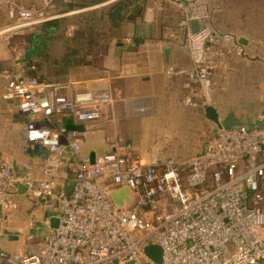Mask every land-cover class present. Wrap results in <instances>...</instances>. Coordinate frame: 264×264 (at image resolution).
I'll return each mask as SVG.
<instances>
[{
	"label": "built area",
	"instance_id": "built-area-1",
	"mask_svg": "<svg viewBox=\"0 0 264 264\" xmlns=\"http://www.w3.org/2000/svg\"><path fill=\"white\" fill-rule=\"evenodd\" d=\"M58 3L0 0V19L15 22L0 34L60 18L64 10ZM207 17L192 3L181 20L183 45L192 60L189 77L199 91H206L211 72L210 57L204 52L210 30ZM192 19L199 23L195 33ZM10 54L9 62L0 64L5 79L1 99L15 103L25 117L23 141L45 156L38 176L29 164L20 175L0 153V209L16 206L14 197L22 184L23 193L41 200L51 213L43 237L27 234L24 250L1 252V260L7 264L264 263V116L261 125L218 129L202 152L185 160L144 161L129 143L107 130L108 124L102 129L109 91L28 76L23 56ZM99 129L106 133L104 148L83 151L88 133ZM118 189H127L131 201L123 195V205L117 206L110 193ZM51 218L57 220L55 227L50 226ZM147 245L162 249L160 262L144 253Z\"/></svg>",
	"mask_w": 264,
	"mask_h": 264
},
{
	"label": "rangeland",
	"instance_id": "rangeland-1",
	"mask_svg": "<svg viewBox=\"0 0 264 264\" xmlns=\"http://www.w3.org/2000/svg\"><path fill=\"white\" fill-rule=\"evenodd\" d=\"M75 1L78 2L79 0ZM83 1L90 2L93 0ZM188 1L191 4L198 3L197 0ZM198 1L200 2L199 4L203 2L206 7L208 24L210 25L204 46V52L210 57L211 62L209 84L206 91H199L197 82L191 78L194 82L191 81V84L183 91H156L154 97L149 98L136 96L133 93L119 92L117 89L119 80L116 78L137 70V59L143 58L144 55L142 53L135 55V51L132 48L135 46L136 40L130 29L125 32V28H123L121 29V35L113 36L114 30L111 28V23L106 15L104 17L101 16V12L111 11V7L114 4L121 3V1L112 3L109 0L95 2L94 5L96 7L94 8H88V5H86L82 9L75 7L74 11L69 10V8L64 10V14L60 18L65 17L66 20L62 21L64 26H60L58 30L60 38L49 44L50 48L48 51L51 53V57L58 56L67 47L68 43L61 42V39L71 37L80 24V27L85 26L81 20L86 16H91V14L95 19L97 40L90 48L85 49L86 47L84 46V59L88 63L64 70L58 69L61 72L57 74L56 69L52 67L44 80L54 83H67L70 86L87 87L95 91H109L111 100L108 104V115L101 125L102 129L104 128L105 130L108 124L107 130L110 133H114L121 141L128 142L131 148L144 161L158 163L182 161L202 152L205 145L218 130L215 123L204 116L203 108L205 105L217 106L221 122L225 127L227 125L248 126L261 120V117L264 116V48H250L252 50L243 56L244 51L246 52L247 50L240 45L242 51H238L239 46L236 44L238 35L246 34L249 36V40L252 41L251 43H255L256 38L263 33L260 30V32L253 29L249 31L246 29L248 27L241 24L247 13L244 9H242L243 11L238 9L243 14H238L241 17L235 15L232 25L223 27V29L219 25L222 24L223 20H220L217 23L220 29L217 28L215 30L212 28V23L219 21L218 17L225 18L230 16L231 10L235 9L234 0L232 2L231 0H222L225 6L220 8V11L216 10V12L214 11L215 4L208 7L206 0ZM69 11L71 12L68 13ZM224 11L228 14L225 15ZM220 13L222 14L220 15ZM121 16L122 12L119 17ZM14 24L15 22L2 18L0 19V30ZM41 25L20 27L1 33L0 52L3 51L9 60L10 52L12 51L13 55L23 56L31 34L42 32ZM223 35H228V37L225 38ZM184 38L185 30L184 37H180L179 41L181 42V49L188 53L183 45ZM137 39L139 40V38ZM117 42L118 44L116 45L115 43ZM138 44L139 42L136 43V46ZM70 46L72 47V44ZM241 53L243 54L241 55ZM188 56H190L189 53ZM113 79L115 81L111 83ZM190 92L194 94L190 96ZM176 94L178 98L176 97L175 102H171V99ZM163 96L168 99V102L157 101ZM187 96L188 100L186 99ZM125 109L128 111H125ZM105 136L106 133L102 134L101 140L103 142ZM101 140L99 142L95 141L91 146L96 152L104 148V143ZM23 144L25 146L24 141ZM7 152L9 155L8 159L10 158L9 161L12 162L14 167L16 164L22 165L21 162L24 160H21V156L23 155L17 147L11 145ZM15 169L17 170L16 167ZM23 200L25 205L29 203L30 209L25 212L24 218L21 219L20 227L16 230L24 234L20 237L18 236V238L16 236V238L17 240L19 239L18 244H22L25 247L27 234L33 233L43 237L46 233V228L40 221L47 208L45 203L32 195ZM21 207L22 203H19V205L16 203V206L8 211L6 216L8 217L15 208L18 210ZM3 227V233L0 234L1 241L8 240L5 234L10 231L11 225L9 227L6 222ZM29 228H31V231ZM17 232L15 234L19 235L20 233ZM9 233L12 232L10 231ZM6 249L0 246V253H12Z\"/></svg>",
	"mask_w": 264,
	"mask_h": 264
},
{
	"label": "crops",
	"instance_id": "crops-1",
	"mask_svg": "<svg viewBox=\"0 0 264 264\" xmlns=\"http://www.w3.org/2000/svg\"><path fill=\"white\" fill-rule=\"evenodd\" d=\"M38 2V0H35ZM74 1V0H73ZM112 3H115L119 0H109ZM208 7L214 5V11H220V8L225 6L222 0H206ZM235 9L231 10L230 16L228 17H218L219 21L212 23V28L217 30L218 24L220 20H223L222 24H219L222 28L226 26L232 25V20H234L235 15L237 17H241L238 14L242 12L238 11L244 9L247 12L245 18L242 19L243 25H245L247 30L251 31H263L262 34L256 38L255 43H251L249 36L246 34H241L236 37V42L239 37H244L246 39V44H238L242 45V48L247 50L244 51V54L248 51L256 48H264V0H234ZM99 2V1H98ZM96 2V3H98ZM141 15L136 17L133 22L122 21V27L125 28V32L127 30L132 31V35L135 37L136 43L139 44L132 48L136 54H143L144 57L137 59V70L125 73L121 76H118L119 84L117 89L119 92H128L133 93L136 96H141L145 98L154 97V93L156 91H183L191 84V78L189 77V73L192 69L191 58L188 56V53L181 49V42L179 41L180 36V28L183 30L180 21L186 16L187 9L191 5L188 0H141ZM198 3H193L196 10H202L206 12V7L203 5V2L197 0ZM232 2V0H231ZM109 3V2H108ZM111 3V2H110ZM73 4V2H72ZM115 5V4H114ZM113 5V7H114ZM96 7L94 3H90L88 8ZM218 9H217V8ZM242 7V8H241ZM80 9L85 7H79ZM75 7H70L69 10H74ZM113 9V8H112ZM111 9V10H112ZM65 10V9H64ZM125 10V8H124ZM122 11V15L123 12ZM222 10V9H221ZM243 11V10H242ZM225 15L228 14L224 11ZM222 13H220L221 15ZM243 14V13H242ZM231 17V20H230ZM226 19V20H225ZM216 27V28H214ZM220 29V28H218ZM224 29V28H223ZM245 29V30H246ZM219 31V30H218ZM259 31V32H260ZM139 38V40L137 39ZM116 45L118 44L115 43ZM122 43H120L121 45ZM169 46V54L167 60L163 55V48L165 46ZM123 46V44H122ZM252 48V49H250ZM124 49V48H123ZM126 50V48H125ZM160 53V55H159ZM9 59L5 53L0 52V64L8 63ZM117 80V81H118ZM115 81V79L111 80V83ZM194 82V81H192ZM186 83V84H185ZM5 85V79L0 74V153L8 162V148L9 146L17 147L18 150L22 153L21 160H24L22 165H15L17 168V172L20 175L24 171V164L32 165L33 172L36 176L39 175V167L42 163V157L45 156V152L39 150L35 147H28L26 144H23V136H22V125L24 122V116L18 111L15 103L11 100H2L1 92ZM193 85V83H192ZM195 85V83H194ZM153 95V96H152ZM176 96L171 99V102L176 101ZM163 96L160 98L159 102L166 103L168 99ZM178 98V97H177ZM217 111L218 108L216 105H213ZM125 111H128L125 109ZM204 113V108H203ZM219 113V112H218ZM220 118V115H219ZM68 120V119H67ZM221 121V119H220ZM69 125H72V121L68 120ZM222 123V122H221ZM223 125V124H222ZM225 127V125H223ZM227 127V126H226ZM99 138V139H98ZM102 139V133L100 131H92L88 133V136L83 144L82 150H90L93 149L91 146L95 143V141L99 142ZM101 142H103L101 140ZM126 142V141H124ZM128 143V142H127ZM63 175V174H62ZM61 175V176H62ZM68 183V181H67ZM70 184H67L69 187ZM29 195L23 193V191H18L15 194V201L19 205L22 203V207L18 210L16 208L13 210L9 216H6L8 211H3L0 209V234L3 232V225L9 224L11 225L9 233L8 231L5 235L8 240H0V246L7 248L6 250L11 251L12 253L20 252L24 250V246L22 244H18V236L20 237L24 233L17 232L20 227L21 219L24 218L25 212L29 211L30 205H25V201L23 199L27 198ZM26 206V207H25ZM51 212L47 209L46 213H44L43 218L41 219V223L44 224L45 227V219ZM7 217V218H6ZM35 226V225H34ZM46 228V227H45ZM14 230V231H13ZM31 231V228H29ZM14 232V233H13ZM20 233L19 235L15 233ZM46 232V231H45ZM36 235V234H35ZM17 236V238H16ZM41 238L42 236H37ZM0 264H7L5 261L1 260Z\"/></svg>",
	"mask_w": 264,
	"mask_h": 264
},
{
	"label": "trees",
	"instance_id": "trees-1",
	"mask_svg": "<svg viewBox=\"0 0 264 264\" xmlns=\"http://www.w3.org/2000/svg\"><path fill=\"white\" fill-rule=\"evenodd\" d=\"M99 0H93L90 2H85L83 0L66 2L64 0H59L58 6L61 10H68L70 7H84L90 3L98 2ZM125 5V10L123 15L117 20L111 17V11L101 12V16L105 15L108 17L111 23V28L114 30L113 36L117 37L121 35L122 32V21L133 22L136 17L141 15V0H119ZM73 2V4H72ZM113 6L111 7V9ZM66 20L65 17L57 18L51 21L41 23L42 32L32 33L28 44L25 47L23 55V65L24 73L28 76H34L39 80H44L48 76L50 68L56 69V74L60 73L58 69L64 70L69 67L80 66L88 63L85 58V53L83 49L90 48L93 43H96L97 32L95 27V19L93 15L86 16L81 20L82 24L79 25L74 31L71 37H65L61 39V42L68 43L67 47L60 52L58 56H52L49 50V44L54 43V41L59 40L60 36L58 30L60 26L63 25L62 21ZM64 26V25H63ZM183 28V27H182ZM179 37H184V29L181 30ZM72 44V47L70 46ZM52 45V44H51ZM85 46V47H84ZM87 51V50H86ZM82 52V53H81ZM62 53V54H61ZM261 120L256 123L250 124L248 126L261 125ZM237 125V124H236ZM246 126V125H245ZM229 127V125H227ZM259 264H264L263 262Z\"/></svg>",
	"mask_w": 264,
	"mask_h": 264
},
{
	"label": "water",
	"instance_id": "water-1",
	"mask_svg": "<svg viewBox=\"0 0 264 264\" xmlns=\"http://www.w3.org/2000/svg\"><path fill=\"white\" fill-rule=\"evenodd\" d=\"M125 5L122 3H117L114 5L113 9L111 10V17L115 20H117L119 18L120 13L124 10ZM190 26H191V31L192 32H197L199 29V23L197 19H192L190 21ZM237 42L239 44H246V39L244 37H239L237 39ZM168 54H169V46H165L163 48V55L164 58L167 60L168 58ZM204 116L212 121L213 123H215V125L217 126L218 129L222 128L223 125L220 121L219 118V113L217 111V109L211 105H205L204 106ZM93 155L94 153L91 152L90 153V159L91 162H93ZM18 191H24V185L19 184L18 185ZM125 195V197L127 198L128 201H131V197L129 195V191L127 189H118V190H114L110 193L111 198L113 199V201L115 202V204L117 206H122L123 205V200H122V196ZM57 223V220L55 218H51L50 219V226L55 227ZM144 253L150 257L154 262H160L161 261V256H162V249L157 246V245H147L144 247ZM125 264H133V262L129 261Z\"/></svg>",
	"mask_w": 264,
	"mask_h": 264
}]
</instances>
